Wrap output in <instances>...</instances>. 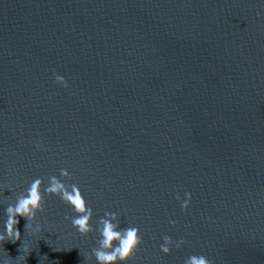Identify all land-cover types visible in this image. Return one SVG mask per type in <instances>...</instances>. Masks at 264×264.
Returning <instances> with one entry per match:
<instances>
[{"label":"water","instance_id":"95a60500","mask_svg":"<svg viewBox=\"0 0 264 264\" xmlns=\"http://www.w3.org/2000/svg\"><path fill=\"white\" fill-rule=\"evenodd\" d=\"M62 168L93 228L117 211L140 229L127 264H264V0H0V227ZM43 208L40 236L19 218L0 256L26 239L24 264H89L95 231ZM163 235L185 244L166 256Z\"/></svg>","mask_w":264,"mask_h":264},{"label":"clouds","instance_id":"9594fccd","mask_svg":"<svg viewBox=\"0 0 264 264\" xmlns=\"http://www.w3.org/2000/svg\"><path fill=\"white\" fill-rule=\"evenodd\" d=\"M56 84L67 87V82L63 76L53 72ZM37 150H42V145H36ZM71 174L67 169H60L58 177L56 175L44 178H35L27 188L9 202L4 208L6 219L0 227V248L4 242L16 243L21 239L20 231L17 227L20 220H26L24 230L27 235L36 239L42 233V227L37 221V213H43L44 198L57 197L63 204L71 208L73 215H65L64 220L69 221L71 226L81 235L87 236L95 231L98 239L96 246L91 249L87 261L94 259L95 264H127L141 244L140 229L135 225L121 227L120 213L117 211H105L103 216L96 221V226H92L93 210L80 186L76 183H69ZM175 199L181 210H187L190 201V193H185L183 198L179 194ZM171 225H175L174 220H170ZM185 244L183 239L174 241L170 236L163 235L159 250L164 255H170L173 248L180 249ZM3 249V248H2ZM33 248L28 240L24 239L18 251L21 253L14 260L0 256V264H24L27 256ZM7 253V252H6ZM47 258V257H44ZM183 264H212V261L204 254H192L188 256Z\"/></svg>","mask_w":264,"mask_h":264}]
</instances>
